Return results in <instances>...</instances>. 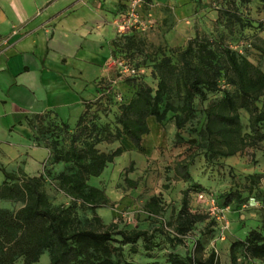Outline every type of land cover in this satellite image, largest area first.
I'll list each match as a JSON object with an SVG mask.
<instances>
[{
	"label": "rangeland",
	"instance_id": "obj_1",
	"mask_svg": "<svg viewBox=\"0 0 264 264\" xmlns=\"http://www.w3.org/2000/svg\"><path fill=\"white\" fill-rule=\"evenodd\" d=\"M148 1L145 11L151 12L155 20L154 27L145 32L135 31L132 36L119 33L120 36L117 37L118 54L121 59L135 64L141 79L137 81L126 77L119 67L111 63L106 77L99 84L98 94L91 100L86 126L96 124L99 130H103V136L106 137V133L114 136L120 126L117 119L135 96L137 87L155 86L158 78L166 79L170 102L177 111L169 112L162 124L149 119L150 131L143 136L142 148L137 149L126 142L128 148L126 147L124 155L116 158L114 164H109L101 176L90 178L89 183L104 189L115 204L100 207L96 211L105 224L113 222L119 228L127 230H157L153 239L156 246L152 250H145L142 242L134 246V251L126 245L123 247L124 260L141 264H169L167 258L170 252L183 256L187 252L194 253L196 243L199 242L202 254L206 255L213 250L218 264H230L228 244L244 239L252 229H261L264 140L259 143L249 140L242 142L240 151L229 157L221 155L226 150L222 144L209 143L204 132L205 111L207 108H216L223 96L220 91L209 93L204 101L196 100L194 114L184 122L180 129L182 140H178L175 116L179 115L181 121L184 118V88L180 84L182 65L179 55L197 29L199 41L206 43L216 54L214 64L219 73L215 76L213 69L210 73L222 90L236 95L235 87L227 81V63L222 47H228L246 57L264 72V0H205V13L202 15H198V12L203 8V0H169L170 7L166 8L152 6L153 0ZM164 58L170 59L168 65H164ZM193 60L198 61L197 53ZM263 100L264 97L257 103L259 107ZM239 116L241 134H251L247 111L240 108ZM54 120L56 119L47 114L43 121L55 124ZM260 132H264V127ZM62 136V145H67V135ZM122 140L128 139L123 137ZM122 140L101 142L98 148L101 151H112ZM189 162L190 174L198 186L175 176L177 166ZM61 168L60 165L56 169L51 166L47 169L50 174L45 181V190L54 205L69 201L68 197L57 191L53 177ZM251 174L256 178L255 183L248 177ZM2 180L0 172V183ZM199 191L214 194V206L198 201L196 194ZM185 192H188L191 212L206 217L183 237L182 244L173 247L167 234L173 231L174 220ZM227 194L231 196L228 209L217 219L216 210L226 207L224 197ZM153 197L159 198L163 208L158 215H150L144 209L145 204ZM20 206L19 202L0 200L1 208L15 211ZM79 215L85 222L91 212L84 209L79 211ZM222 235L224 239H221ZM48 263L49 257L45 252L38 264ZM259 263L264 264L261 261ZM17 264H21V260ZM238 264H247L242 255H239Z\"/></svg>",
	"mask_w": 264,
	"mask_h": 264
},
{
	"label": "trees",
	"instance_id": "obj_2",
	"mask_svg": "<svg viewBox=\"0 0 264 264\" xmlns=\"http://www.w3.org/2000/svg\"><path fill=\"white\" fill-rule=\"evenodd\" d=\"M122 35L132 36L135 31ZM120 36V35H119ZM118 36V37H119ZM112 57L121 59L118 54L117 38L113 42ZM222 51L227 63L226 77L229 84L236 89V95L222 90L210 71L215 76L219 70L215 67V52L198 38V31L189 38L186 47L180 51L181 79L184 88L183 106L184 118L175 116L177 128L176 138L182 140L180 129L185 121L194 114L197 99L206 100L209 93L222 92V99L216 108H207L204 132L209 143L218 142L226 150L221 152L225 157L233 156L240 151V144L247 140L257 143L264 140V100L262 106L258 102L264 97V72L257 68L246 57L240 56L228 47ZM197 53V62L193 59ZM168 65L169 58H164ZM136 68L130 60H124ZM138 72V70H137ZM126 75V74H125ZM101 78L99 84L105 78ZM126 77L139 81V72ZM84 110L75 124L58 120L52 112L33 115L28 119L32 131V139L49 150L48 164L61 165L62 168L53 174L57 191L69 198L66 204L54 205L45 190V181L49 170L39 175H29L23 169L7 170L0 164L3 180L0 183V200L21 203L15 211L0 207V264H38L43 253L47 252L48 264H141L123 259V247L129 245L133 251L138 242H142L145 250L150 251L156 246L153 241L156 229L149 232L145 229H123L111 222L105 224L97 213L100 207L115 205L105 190L89 183L90 178L99 177L105 168L121 156L126 147L120 144L112 151H101V142H118L126 137L137 149L142 148L143 136L148 134L149 119L162 124L169 112L177 108L170 102L168 84L165 78H159L155 86H138L135 96L123 108L117 121L120 124L114 136L102 135L96 124L86 126L91 100L82 101ZM243 108L249 115L251 134H241L239 109ZM55 118V124L44 122L46 115ZM106 132V130H105ZM68 137V144L62 145V135ZM49 141L48 143H42ZM209 144V145H210ZM188 164H180L175 169V176L190 181L198 186L190 174ZM255 183L253 174L248 176ZM252 189H250L251 191ZM237 197H240L237 195ZM230 194L225 195V206H228ZM263 216L261 229L248 231L244 239L235 240L229 247L230 264H238L239 255L247 264L264 262V194H262ZM158 197H153L144 206L150 215H158L162 211ZM87 209L91 216L83 222L80 210ZM205 215L191 212L188 192L182 197L181 206L174 220L173 232L168 233V241L176 247L183 243L193 226L205 219ZM194 253L187 252L184 256L170 252L167 258L169 264H218L216 253L211 250L202 254L199 242ZM144 264H161L147 262Z\"/></svg>",
	"mask_w": 264,
	"mask_h": 264
},
{
	"label": "crops",
	"instance_id": "obj_3",
	"mask_svg": "<svg viewBox=\"0 0 264 264\" xmlns=\"http://www.w3.org/2000/svg\"><path fill=\"white\" fill-rule=\"evenodd\" d=\"M152 6L170 7L169 0ZM121 10L122 0H0V164L7 170L49 168V150L32 139L28 119L52 112L75 124L111 64Z\"/></svg>",
	"mask_w": 264,
	"mask_h": 264
},
{
	"label": "built area",
	"instance_id": "obj_4",
	"mask_svg": "<svg viewBox=\"0 0 264 264\" xmlns=\"http://www.w3.org/2000/svg\"><path fill=\"white\" fill-rule=\"evenodd\" d=\"M148 4V0H122V10L113 19V24L117 28V31L120 34H124L133 31L145 32L151 30L154 27L155 20L151 12L145 11V6ZM111 63L119 67L120 72L126 75H136L138 73L132 65L124 60L112 59ZM196 198L198 201L208 202L212 206H214L216 200L214 194L204 191L197 192ZM226 209H228V207L217 209L216 218L220 219L222 217L221 213H224ZM211 211H213V209ZM171 233L173 235L175 234L173 231H171ZM221 239H224L223 235Z\"/></svg>",
	"mask_w": 264,
	"mask_h": 264
}]
</instances>
